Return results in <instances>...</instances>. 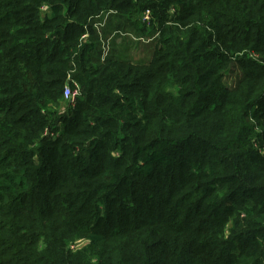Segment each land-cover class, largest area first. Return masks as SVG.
I'll list each match as a JSON object with an SVG mask.
<instances>
[{"label": "trees", "instance_id": "obj_1", "mask_svg": "<svg viewBox=\"0 0 264 264\" xmlns=\"http://www.w3.org/2000/svg\"><path fill=\"white\" fill-rule=\"evenodd\" d=\"M0 264H264V0H0Z\"/></svg>", "mask_w": 264, "mask_h": 264}, {"label": "rangeland", "instance_id": "obj_2", "mask_svg": "<svg viewBox=\"0 0 264 264\" xmlns=\"http://www.w3.org/2000/svg\"><path fill=\"white\" fill-rule=\"evenodd\" d=\"M144 19H148V13L146 12L143 14L141 19H137L133 22L129 21L126 28L127 33L120 34L122 35L120 38L119 35H117V33L113 30L114 24L117 22L116 19H113V23L107 28L108 31L106 30V34H103L102 31H100L99 36L101 40L106 41L105 44L107 43L109 46L112 45V42L115 43V46L119 51V56L124 54V56L131 60L134 57H141V60L147 61L153 48L154 40H151L152 38L147 39V35L150 34L151 30L147 29L149 26L148 24L144 23ZM106 25L107 22L100 20L96 27H106ZM228 81L231 83L229 78ZM83 245H85V241H78L76 247Z\"/></svg>", "mask_w": 264, "mask_h": 264}, {"label": "built area", "instance_id": "obj_3", "mask_svg": "<svg viewBox=\"0 0 264 264\" xmlns=\"http://www.w3.org/2000/svg\"><path fill=\"white\" fill-rule=\"evenodd\" d=\"M108 52V47L105 44L103 46V55H106ZM79 93V90L77 87H75L74 89H71L70 87H66L63 95L67 100H70L71 102L74 100L75 96Z\"/></svg>", "mask_w": 264, "mask_h": 264}]
</instances>
